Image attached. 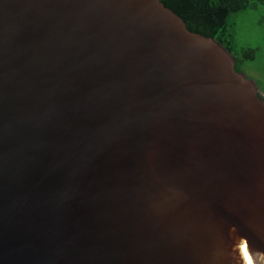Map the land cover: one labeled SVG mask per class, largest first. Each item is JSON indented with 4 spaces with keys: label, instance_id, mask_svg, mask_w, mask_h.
<instances>
[{
    "label": "water",
    "instance_id": "95a60500",
    "mask_svg": "<svg viewBox=\"0 0 264 264\" xmlns=\"http://www.w3.org/2000/svg\"><path fill=\"white\" fill-rule=\"evenodd\" d=\"M235 63L160 0H0V264L264 253V95Z\"/></svg>",
    "mask_w": 264,
    "mask_h": 264
},
{
    "label": "trees",
    "instance_id": "16d2710c",
    "mask_svg": "<svg viewBox=\"0 0 264 264\" xmlns=\"http://www.w3.org/2000/svg\"><path fill=\"white\" fill-rule=\"evenodd\" d=\"M160 1L184 20L188 30L206 37H212L230 51L235 58V68L238 72H242V66L245 62L253 61L256 58V49L236 48L233 32L234 16L257 5H264V0ZM262 93L264 94V92Z\"/></svg>",
    "mask_w": 264,
    "mask_h": 264
},
{
    "label": "rangeland",
    "instance_id": "374dc122",
    "mask_svg": "<svg viewBox=\"0 0 264 264\" xmlns=\"http://www.w3.org/2000/svg\"><path fill=\"white\" fill-rule=\"evenodd\" d=\"M234 17L236 48L249 47L257 50L256 58L245 62L241 73L264 92V5H257Z\"/></svg>",
    "mask_w": 264,
    "mask_h": 264
},
{
    "label": "clouds",
    "instance_id": "9594fccd",
    "mask_svg": "<svg viewBox=\"0 0 264 264\" xmlns=\"http://www.w3.org/2000/svg\"><path fill=\"white\" fill-rule=\"evenodd\" d=\"M230 231L235 232V228L231 229ZM236 248L239 249L243 264H254V259H253L254 255L264 259V253L257 252L255 254H250L246 239L241 238L239 244L236 245Z\"/></svg>",
    "mask_w": 264,
    "mask_h": 264
}]
</instances>
